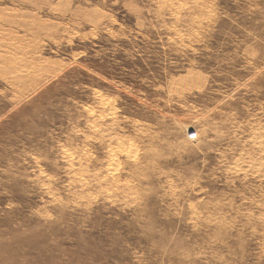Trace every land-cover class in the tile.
<instances>
[{"label": "rangeland", "instance_id": "374dc122", "mask_svg": "<svg viewBox=\"0 0 264 264\" xmlns=\"http://www.w3.org/2000/svg\"><path fill=\"white\" fill-rule=\"evenodd\" d=\"M0 264H264V0H0Z\"/></svg>", "mask_w": 264, "mask_h": 264}]
</instances>
